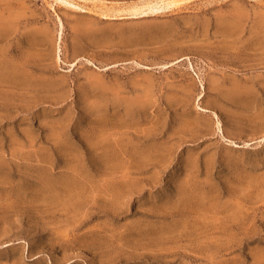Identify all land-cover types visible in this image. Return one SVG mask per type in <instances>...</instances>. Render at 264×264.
Segmentation results:
<instances>
[{"label":"rangeland","instance_id":"1","mask_svg":"<svg viewBox=\"0 0 264 264\" xmlns=\"http://www.w3.org/2000/svg\"><path fill=\"white\" fill-rule=\"evenodd\" d=\"M140 1L0 0V264H264V0Z\"/></svg>","mask_w":264,"mask_h":264},{"label":"bare ground","instance_id":"2","mask_svg":"<svg viewBox=\"0 0 264 264\" xmlns=\"http://www.w3.org/2000/svg\"><path fill=\"white\" fill-rule=\"evenodd\" d=\"M183 1L186 0H142L138 3L129 4L128 7H116L117 9L114 8L111 12H102L100 16L104 19H135L166 12ZM68 3L70 2L68 1ZM74 7L79 8L81 11L93 12V10H85L81 6L74 5Z\"/></svg>","mask_w":264,"mask_h":264}]
</instances>
